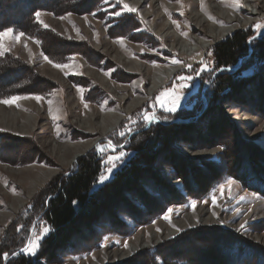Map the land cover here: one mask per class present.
<instances>
[{"label":"rangeland","instance_id":"1","mask_svg":"<svg viewBox=\"0 0 264 264\" xmlns=\"http://www.w3.org/2000/svg\"><path fill=\"white\" fill-rule=\"evenodd\" d=\"M50 1L39 0L42 3ZM91 1H95L94 4ZM98 1L90 0V8L86 7L80 12L68 7L59 13L37 12L41 14L39 19L36 16L37 23L47 25L55 32L49 34L71 40L76 47L72 54L59 55L67 60L61 63L66 67H57L59 64L46 57L40 40L28 37L33 36L32 34L10 28L12 32L3 38L1 56L9 53L16 57L15 60L25 66L27 71L23 76L31 75L32 80L34 74L38 80H34L36 89L30 93L17 92L22 94L17 96L13 95V89L10 92L6 89L2 91L20 99L9 104L0 103V264L1 259L6 261L16 253H23L30 256V259L35 258V264H122L127 260L130 264H141L139 260L143 258L144 264H150L147 249L157 246L160 247L155 255H161L167 264H223L219 262L220 259L216 260V254L225 256L220 244L221 240L231 239L230 236H238L251 242L256 245V254L264 255V195L247 189L230 177L217 183L208 196L193 199L185 194L184 181L176 178V173L173 172V169L178 168L182 177L188 176L187 166H183V161L197 157H203L202 162L207 164L208 160H223L224 154V160L229 163L230 158L227 157L230 143L236 139V135L241 142L236 144L235 141L236 147L243 151L244 144L251 146L250 149L257 152V161L264 164V61L255 58L253 53L249 58H242L235 67L223 69L216 64L213 52L214 45L237 31L250 35L248 44L264 35V0H239V3L236 0H123V3L135 8V12L126 11L119 0H106L102 4ZM0 3L7 6L3 14L10 18L17 13L22 15L25 4L27 5L26 0H0ZM116 12L121 15L116 16ZM223 13L235 15L245 21V24H235L224 34L210 38L207 36L208 28L199 25L198 19H193V15L197 14L206 20L207 26L221 27L226 22L222 18ZM126 15L127 18H124ZM134 19L136 25L129 32V21ZM122 28L124 32L119 33ZM161 28L165 30L163 35L159 32ZM6 30L8 29L1 32ZM20 33L23 36L19 40L12 38ZM124 34L141 36L145 41L149 40L153 47L142 41L136 43ZM165 34L168 36L165 37ZM115 35L119 36L113 37ZM176 37L190 47H195L194 39H198L203 48L189 56L182 54L176 50L179 46L174 41ZM175 44L176 49H172ZM136 54L140 57L125 65L114 59L115 55L137 58ZM141 61L145 63V70L138 71L134 64L142 63ZM157 68L169 69L170 74L152 94L150 79L159 73ZM252 70L255 73L252 75L253 80H250L247 77L251 78L249 74ZM220 72H234L233 75L241 79L244 85L239 86L237 91L225 90L217 101L216 98L210 100L208 89L216 85ZM18 75L15 72H1L0 83L3 79L17 78ZM96 75L108 80V84L99 83ZM256 75L261 78L254 79ZM64 78L69 79L70 85L59 82L58 79ZM46 81H51L52 84L50 90L43 93L49 86ZM116 87L120 89L114 90ZM36 96L41 99L37 101L34 99ZM3 97L6 95L0 96V101L11 100V97ZM136 98H139V104L128 112H123L125 106ZM174 102L176 110L168 111ZM108 110L118 112L119 115L121 113L117 124L108 128L110 131L104 134L93 131L90 139L96 140L95 144L75 157L74 161H71L70 153H61L62 145H72L90 137L84 135L87 129L79 125L80 118L85 119L91 113L100 116L109 112ZM7 112L16 114L13 116L16 120L8 119ZM192 114H195L197 121L190 122L181 136H177V141L173 144L175 149L172 145H167L173 152L171 157L161 152L150 172L158 175L160 182L173 186L181 193L178 203L166 204L163 200L162 205L153 183L151 186L141 184V190L124 193L127 207L117 214V220L119 216V222L125 226V234L105 236L101 245L88 255L67 256L70 254L66 249L56 250L58 255L50 256L47 260L37 258L44 239L51 231L40 218L37 206L45 187L53 178L71 170L79 158L94 151L100 156V172L93 186L98 188L128 162L139 142L146 141L147 136L143 132L151 125L159 122H185ZM19 116L26 117L27 120L19 119ZM92 123H97V119L92 120ZM207 125L210 127L207 134H199L197 128H206ZM25 137L32 138L36 147L24 146ZM55 146L58 149L54 153L52 149ZM225 150L227 153H223ZM36 153L49 160L40 162L36 158L35 161L33 158ZM236 153L235 151L233 156H240L238 161H245L246 158H241L246 157L245 153ZM116 157L119 159L114 160L115 167H112L109 160ZM248 159L252 164L251 158ZM109 167H112L111 173L107 171ZM256 168L261 169V165ZM210 169L213 171L212 167ZM202 170L203 168L199 173H203L204 181L207 182L210 174L206 173L210 171ZM233 173L240 174L236 169ZM101 176H107V179L101 182ZM144 176L143 180H155L149 174ZM197 182L200 186L202 180ZM33 184L37 186L32 190ZM13 199L20 202L14 210L11 206ZM152 199H158L159 204L151 201ZM158 210L159 213L150 217ZM104 216L99 217L95 229L103 225L100 221L110 217L108 214ZM45 229L49 231L45 232ZM104 230L107 228L104 227ZM191 231H195L198 237L191 236ZM7 232L19 233L17 242H20V246L13 242L8 251L2 254L5 248L4 234ZM37 237L39 247L35 255L29 254V241ZM130 248H134V251H130ZM138 250L145 251L137 254ZM224 259V264H235L228 261V258ZM160 264L163 263L160 261ZM246 264H254V260L246 261Z\"/></svg>","mask_w":264,"mask_h":264},{"label":"trees","instance_id":"2","mask_svg":"<svg viewBox=\"0 0 264 264\" xmlns=\"http://www.w3.org/2000/svg\"><path fill=\"white\" fill-rule=\"evenodd\" d=\"M89 1L90 0H51L48 3H42L39 2V0H26L27 5L25 4L22 15H18L17 13L14 16H11V18L9 16H4L3 12L7 10V6L3 3H0V32L4 29L12 28L16 31L21 30L24 33L32 34L33 36L30 35L28 37L30 39L37 38L40 40L41 49L46 57L55 63H63L67 60H64L65 57L63 58L59 55L72 54L76 47H74V44L71 40L62 39L57 35L55 36L49 34L55 32L51 31L50 28L45 27V25L37 23L36 13L39 11L59 13L61 10H66L67 7L70 8V10L75 8L73 11L80 12L85 10L86 7L88 8L90 6ZM99 1L102 4L106 0ZM91 2L94 4L95 1ZM15 5L17 6V2H15ZM95 5L98 4L95 3ZM127 16L128 15H126L124 18H127ZM135 20L136 19L129 21L130 25L129 27L127 26L129 32L132 31V27L136 25ZM123 32L124 28L119 30V33ZM246 34L244 31H237L214 45L213 52L215 56V62L219 68H233L241 61L242 58L246 56L249 58L251 55H253V53H255V58L260 60L263 59L262 61H264V35H261V37L256 38L252 41V43L248 44V38L250 35ZM116 36L119 35H115L113 37ZM124 36H129V38L133 41H136V43L142 41L153 47V44L149 40L145 41L141 36H134L131 34H124ZM53 54H55L54 57L57 59L51 57ZM11 56L12 55L9 53L4 54L3 56L0 55V73L2 72V74H9L15 72L17 75L18 73L20 75L13 79H3V82L0 83V96L6 95V97L3 98H13V95H22L17 92L30 93V91H34L36 89L35 82L37 77L32 73V77L34 76L32 79L33 82L35 80V82L32 83L30 78L31 75L23 76V73L26 71L25 66H22L19 61L15 60L17 59L16 57L12 56V58ZM90 60L93 59L90 57ZM249 64L252 65L251 62H249ZM233 73L234 72H220V76L218 75L219 78L217 77L218 81L216 85L211 89H208V98H210V100L216 98L217 101L219 95L225 92V90L233 91V89H236L237 91L240 89L239 86L244 85V83H241L242 80L238 79L235 74L233 75ZM253 73L255 72L252 70L249 74L251 78H247L253 80ZM259 75L254 76V79H260L261 77ZM46 82H48L47 84L49 86L43 90V93L50 90V85L52 84L51 81ZM3 89H6L7 92H10L9 90L13 89L15 92L13 95L11 93L8 95L7 93L2 92ZM189 120L175 124L159 122L151 125L149 129L143 132L146 133V141L139 142V145L134 148L135 153L128 160V162L118 172H116V174L111 179L103 183L98 188H93V186L97 182V177L100 172V156L94 151L79 158L74 163V166L71 170L53 178V180L50 181L45 187V192L42 194V196H40L38 201L37 209L40 218L46 222L51 231L44 239L40 247V252L38 253L39 256L37 258L47 260L50 256L53 257L56 254L58 255V251L56 250L66 249L70 254L67 256L79 257L88 255L101 245L105 236H120L125 234V226L122 222H119V216L117 220V214L127 207V204L125 205L126 199L123 196L132 191L135 193L137 192L136 190H141V184L143 186L144 184H149L151 186V183H153L152 186L157 189L159 193V199L162 200V205L163 200L166 201V204L178 203L181 200V193L177 189H174L173 186L160 182L159 176L153 175L150 172L153 171V165L157 162L158 156L161 152H163L166 156L171 157L173 152L168 148V146L172 145L173 149H175L173 144L177 141V136H181V132L185 128L187 129V126L190 122L195 123V121H197V117H195V114H192ZM210 125H212V122ZM197 129L199 134L204 135L207 134L210 127L207 125L206 128L202 127ZM1 133L2 132H0V134ZM84 135L87 134L85 133ZM23 139L26 141L24 146L31 147L34 145V148L36 147L32 138L25 137ZM235 141H237L236 144L241 143L239 142L237 135L236 139L230 143V152L228 153L227 157L230 158L229 163L228 161L224 160L223 154V160L220 158L217 162L208 160L206 161L207 164L202 162L204 159L203 157L192 158V160L185 159L183 161V166H185V168L187 166L188 171V176L185 177H182L178 168L173 169V172L176 173V178L184 181V187L186 191L185 194L187 196L193 199L206 197L211 193L217 183L223 181L225 178L230 177L240 182L241 185L247 189L264 195V164H261L257 161V152L255 150H251V146L248 147L246 144L242 143L245 147L242 151L236 147ZM158 146L159 149L157 150ZM226 150L223 153H225ZM235 151L237 152L236 155H243L245 153L246 157H241L243 159L246 158L245 161H238L240 156H233ZM35 155L36 156L33 158L35 161H37L36 158L39 159L38 161L49 160L42 154L39 155V153H36ZM248 157L251 158L252 164L250 163ZM259 165H261V169L256 168ZM210 167L213 168V171L210 169ZM201 168H203L202 172L204 170L210 171V173H206L208 175L210 174L208 176L207 182L204 181L202 176L203 173H199ZM232 168L233 170L236 169L240 174L233 173ZM190 172H192L193 175H191ZM145 174H149L150 177L152 176L155 180H152V182L146 179L143 180ZM195 178L202 180L200 186L197 182L198 180L196 181ZM142 195H144V193ZM167 197L170 198L167 199ZM151 201L159 204L158 199H156V201L152 199ZM117 202L118 204H115ZM102 213L105 214V216L108 214L110 217L107 220L100 221V223L103 225H99L98 228L95 229L94 226L99 223V217L101 218V216H104ZM157 213H159V210L150 215V217L155 216ZM104 227L107 228V230H104ZM190 234L191 236L196 235L195 237H198L195 231H191ZM4 236L5 238L3 246L5 248L4 251L1 252L2 254L8 251L9 245H12L13 242H17V239L19 240L18 236L20 235L19 233L15 234V232H7L4 234ZM90 236L92 237L91 239L89 238ZM87 237L89 239L85 240ZM230 237L231 239L227 238L224 239L225 241L221 240L220 245L223 249L221 247L220 248L224 251L225 256L222 257L221 255L219 256L216 254V260L220 259L219 262L223 264L226 263V259L224 258H228V261L230 260L235 264H246V261L252 260H254V264H264V255L256 254V245L242 240L238 236ZM16 244V246H20V242H17ZM159 247L157 246V248ZM157 248L152 247L147 249V259L149 260L150 264H160V261L163 264H167L161 255H155ZM259 249L261 248L259 247ZM143 251L139 250L137 254L142 253ZM210 251H213V249ZM30 258V256L28 257L23 253H16L15 256L10 257L6 261L1 259V264H35V262H33L35 258ZM139 261L142 264L145 259L143 258ZM129 262L130 261L127 260L122 264H130Z\"/></svg>","mask_w":264,"mask_h":264},{"label":"bare ground","instance_id":"3","mask_svg":"<svg viewBox=\"0 0 264 264\" xmlns=\"http://www.w3.org/2000/svg\"><path fill=\"white\" fill-rule=\"evenodd\" d=\"M155 1L156 2H160L161 0H155ZM202 9H204V7ZM203 11L205 12V10H203ZM165 12H170V11L169 10L168 11L165 10ZM228 14H225V13L222 14V18H224V21H226V22L221 27H219L220 25L218 27H215V26H212V25L211 26H207V24L205 23L206 20L203 17H201L200 15H197V14L193 15V17H194L193 19H195V20L198 19L199 25H205L208 28L207 29L208 30V35H207L208 37L215 38V37H218V35H222L225 32H227L228 30H230L229 28L231 26L235 25V24H237V25L245 24V21H241L235 15L229 16ZM164 31H165L164 28H161V30L159 32L163 35ZM167 36H168V34H165V37H167ZM174 41L179 43L178 45L180 47L179 46L177 47L176 46L177 44H175L174 46L172 45V49H176V47H177L176 50H179L180 53L186 54L187 56L191 55L195 51L200 50V48H203V47H201L200 40H198V39H194V43L193 44H195V47H190L187 44L184 45L183 43H181L179 41V38L174 39ZM132 54L135 55L134 52ZM125 57H127L128 59H126ZM125 57H123L121 55H115L114 59L116 61H118L120 64L125 65L127 63H132L133 59H138L140 57V55L136 54L137 58L131 57V56H128V55L127 56L125 55ZM53 63H55V62H53ZM134 63H136V62H134ZM55 64L61 65V63H59V62H56ZM144 64L145 63L142 62V63H137V64H134V65H136V70L143 71V70H145ZM157 69H159V68H157ZM168 70L169 69L166 70L164 68H160L158 70L159 73L157 74V76L156 77L153 76L150 79V81L152 80L151 84L153 86L151 88V90H150L151 93H152V91L154 93L159 88L161 82L165 79V77L168 76V74H170V73H168L169 72ZM96 77L98 78L97 81L99 83H101V84H108V82H109L108 80L101 78L99 75H96ZM58 80H59V82L61 84L64 83V84H69L70 85V83L68 81L69 79L67 80V78H64V80H61V79H58ZM119 89L120 88L116 87L114 90H119ZM121 89L124 90L123 88H121ZM147 93H149V92H147ZM121 100H123V99H121ZM139 102H140L139 98H136V99L132 100L128 105L125 106V108L123 109V112H128L133 107L137 106L139 104ZM119 110H117V111H119ZM108 111L109 112H107L105 114H102V115L100 114V116H99V114L96 115L94 113H91V114L87 115L85 117V119H81L80 118L79 119V125L81 127H85L87 129L86 134L90 135V137L88 136L89 138H85L84 140H79L78 143H75V144H72V145H62L63 146L62 147L63 151L61 153L63 155H65L66 153H70L71 154V161H74L75 157H77L80 154L84 153L90 146H93L95 144L96 140H91L90 139L91 136L93 135V134H91V133H93V131H96V132L100 131V132H103V134L107 133L108 131H110L108 128L110 126H114L115 124H117V122L121 119V117H120L121 113L119 115L118 112H114L113 110L112 111L108 110ZM14 115H16V114H11V112H7L6 117L8 119H11V120H16V118L13 117ZM9 116H10V118H9ZM27 118L29 120H31V121L33 120V119L29 118V117H27ZM19 119H22V120H25V121L27 120L26 117H23V116H19ZM94 119H97V123H92V120H94ZM57 149L58 148H56V146H55V147H53L52 150H54V153H55ZM45 164L48 165L47 163H45ZM44 171L47 172V170H44ZM46 172H45V174L43 173L45 176H46ZM36 186H37V184H33L32 185V190ZM30 191H29V193L31 194ZM30 194H29V196H31ZM29 196H27V197H29ZM19 203L20 202L18 200L13 199L12 204L10 203L12 208H13V210L20 205ZM134 248H130V251H134Z\"/></svg>","mask_w":264,"mask_h":264},{"label":"snow or ice","instance_id":"4","mask_svg":"<svg viewBox=\"0 0 264 264\" xmlns=\"http://www.w3.org/2000/svg\"><path fill=\"white\" fill-rule=\"evenodd\" d=\"M236 2L239 3V0H236ZM119 3L123 4V8H124L126 11H128V12H135V11H136L135 8H132V7H130L128 4L123 3V0H119ZM114 14H115L116 16L121 15L120 12H116V13H114ZM40 15H41L40 13H36V16H37L38 19H39ZM41 23H42V21H41ZM45 27H47V25H45ZM257 27H261V25H257ZM11 32H12L11 29L6 30L5 32H0V55L3 54V43H2L3 38L9 36V34H10ZM21 36H23V33H20V34L17 35V36H13L12 38H13V39H16V40H19ZM121 42H122V41H121ZM46 59H47V58H46ZM50 62H51V61H50ZM56 66H57V67H61V68L66 67V65H56ZM81 91H82V90H81ZM16 99H20V98H18V97H13V98H11V100L0 101V103L9 104V103H11V102H14ZM34 99H36L37 101H39V100L41 99V97L36 96V97H34ZM85 106L87 107V105H85ZM175 110H176V104H175V102H174L173 105H172V107L169 108L168 111H175ZM121 155H123V154H121ZM115 159H119V157H116V158H110V160H109V163L112 165V167H115V163H114V160H115ZM112 167H109V168L107 169V171H108L109 173H111V171H112ZM105 179H107V176H101V177H100V181H101V182H103ZM229 184H231V181H229ZM222 187H223V186H222ZM193 204H195V201H193ZM169 211H172V210L169 209ZM241 227H243V225H242ZM44 231L47 232V231H49V229H45ZM38 239H39V237H37V239H34V240L29 241V244H28V246H27V251H28L29 254L35 255V252H36L37 248L39 247Z\"/></svg>","mask_w":264,"mask_h":264}]
</instances>
